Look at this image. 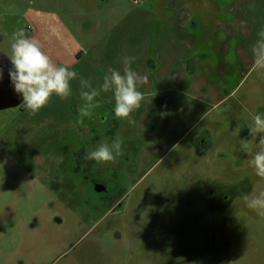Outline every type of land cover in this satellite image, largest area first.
<instances>
[{
  "label": "rangeland",
  "instance_id": "obj_1",
  "mask_svg": "<svg viewBox=\"0 0 264 264\" xmlns=\"http://www.w3.org/2000/svg\"><path fill=\"white\" fill-rule=\"evenodd\" d=\"M19 28L93 87L109 68L123 71L124 57L144 73L155 69L147 56L159 55L167 78L137 87L154 118L166 108L163 123L138 127L128 151L106 163L125 174L123 204L96 207L69 172L70 147L91 130L78 123L79 79L68 99L53 95L34 116L0 109V264H264V216L244 199L264 191V178L241 151L251 113L264 112V70L251 67L264 0H0V53L10 54ZM192 42L207 54L204 76L177 72L178 47ZM95 99L114 108L111 91ZM203 128L214 136L209 159L191 142ZM211 186L249 190L221 211L206 200Z\"/></svg>",
  "mask_w": 264,
  "mask_h": 264
},
{
  "label": "clouds",
  "instance_id": "obj_2",
  "mask_svg": "<svg viewBox=\"0 0 264 264\" xmlns=\"http://www.w3.org/2000/svg\"><path fill=\"white\" fill-rule=\"evenodd\" d=\"M259 39L252 46V70H264V30L258 32ZM12 67L8 69V76L16 94L22 97L21 107L30 116L36 115L55 95L66 100L72 95L71 81L79 79L80 97L83 104L76 107L78 123L84 118H91L93 110L99 107L96 101L101 92L111 91L114 97V118L128 120L131 114L138 110L144 99L143 92L138 90V84L147 82V77L140 75L131 68L135 57H124L123 71L109 68L103 77V83L93 87L90 80L79 77L67 65H58L43 50L39 40L28 37L23 28L17 29L11 38L10 54L6 55ZM3 78V67L0 66V79ZM248 112L247 107L244 108ZM252 124L247 126L251 139H241V151L251 155L249 164L255 169L258 177L264 178V112L251 113ZM239 127V126H237ZM261 146L259 151L252 153L253 142ZM123 140L117 136L111 143L101 142L94 149L87 150L83 156L85 161L97 163L114 162L122 155ZM244 199L248 208L256 210L264 216V191L251 198L245 194Z\"/></svg>",
  "mask_w": 264,
  "mask_h": 264
},
{
  "label": "flooded vegetation",
  "instance_id": "obj_3",
  "mask_svg": "<svg viewBox=\"0 0 264 264\" xmlns=\"http://www.w3.org/2000/svg\"><path fill=\"white\" fill-rule=\"evenodd\" d=\"M185 32L189 34L188 30ZM185 32L184 30H181V36H185ZM197 48L198 47H196L193 42L191 44H187L186 46L182 45L178 47V53L175 56V59L176 63L178 64L177 72H179V74L181 72L182 75L186 74L191 77L197 74L204 76V73L209 69L207 65L203 70L200 69L199 63L201 58L207 54L201 52ZM4 55L6 54L0 53V66L3 67V77L6 76L8 80H10L8 76V69L10 67L7 64V61H5L8 60V58ZM160 62L161 57L159 55L156 57L147 56L145 64H153L155 69L152 67L149 69L148 66L146 69L147 71H144V73H140L138 71L139 69H134V71L140 75L147 77L146 83L138 84L139 90L143 91L146 88H152L156 85V82L159 80L162 82L167 78V75L164 73H161V75L158 74L159 72L157 71L156 67H158ZM154 70L156 73H154ZM12 94H14V97L11 98L12 100L18 99L19 95L15 93L13 87H10L8 92L0 95V104ZM20 104L16 106H20ZM16 106L0 107V109H24L21 106ZM149 108L140 107L138 110L134 111L131 114V119L134 120V123H129L128 120L114 118V114L112 112L113 107L107 104H100L99 107L95 108L91 118H84V122L89 124L91 127L89 132L90 134L84 133L81 135L78 141V148L72 149V146L70 147L69 154H71V158L68 164L70 170L69 172L76 177H81L86 191V203H89L95 207L98 206L99 203L105 204L111 202L116 206H121L123 204V199L121 197L119 199L116 198L117 195L121 194V181L125 180L124 172L123 174L120 173L121 171L119 172L120 167L115 166L113 169H110V167L106 166V163L85 161L83 160V156L87 150L94 149L101 142L111 143L117 136H119L122 140H125L122 151H128V148L125 144H130L133 139L139 137V133H137L138 127L146 124L149 125L154 121H160L162 123L164 122L163 114L166 107H155V118L153 117V114L150 113ZM179 110L182 115L184 112V107H181ZM197 123L198 121H193V124L188 129V131L190 132L197 125ZM184 135L185 133L183 132L182 136ZM213 139L214 136L208 128H203L194 134L191 138V142L192 146L197 151L196 154L200 157H206L209 159L211 156L210 149L213 147ZM66 144L67 142L65 143V146ZM248 190L249 188L247 186H227L223 188L211 186L209 188L208 194H206V200L209 202V204H211L213 209L226 211L229 207H231L234 198L239 193L247 192ZM212 251H216V249L214 248Z\"/></svg>",
  "mask_w": 264,
  "mask_h": 264
},
{
  "label": "water",
  "instance_id": "obj_4",
  "mask_svg": "<svg viewBox=\"0 0 264 264\" xmlns=\"http://www.w3.org/2000/svg\"><path fill=\"white\" fill-rule=\"evenodd\" d=\"M4 56H6V55H4ZM5 61H7L8 66L11 68L12 65H11L10 61L9 60H5ZM10 87H12L11 81L8 80V78L6 76L3 77L2 79H0V95H2L3 93L8 92ZM12 97H14V94L8 96L6 98V100L3 101L0 104V107L16 106V105H18V104H20L22 102V97L21 96H18V99H16V100H12L11 99Z\"/></svg>",
  "mask_w": 264,
  "mask_h": 264
}]
</instances>
